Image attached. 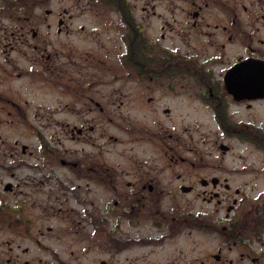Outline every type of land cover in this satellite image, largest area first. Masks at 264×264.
Masks as SVG:
<instances>
[{
	"label": "flooded vegetation",
	"instance_id": "af4514ba",
	"mask_svg": "<svg viewBox=\"0 0 264 264\" xmlns=\"http://www.w3.org/2000/svg\"><path fill=\"white\" fill-rule=\"evenodd\" d=\"M0 264H264V0H0Z\"/></svg>",
	"mask_w": 264,
	"mask_h": 264
},
{
	"label": "rangeland",
	"instance_id": "374dc122",
	"mask_svg": "<svg viewBox=\"0 0 264 264\" xmlns=\"http://www.w3.org/2000/svg\"><path fill=\"white\" fill-rule=\"evenodd\" d=\"M89 27H90L89 29H92L94 27V24L92 23V25L89 26ZM201 119H202L201 122H203L204 124L208 123V122H206L207 119H206L205 116H203ZM230 141H231L232 144L234 143V146H235L234 154H233L232 157L229 158V159L232 160L233 163L238 161V159L235 156H237L240 152H242L243 151L242 149H244L245 146H247V145L252 146V145L247 144V143H242V142H240L239 140H236V139H230ZM251 151L253 152V151H255V149L252 147ZM251 160H254V158L251 159ZM199 237L200 238H206L204 235H200Z\"/></svg>",
	"mask_w": 264,
	"mask_h": 264
}]
</instances>
